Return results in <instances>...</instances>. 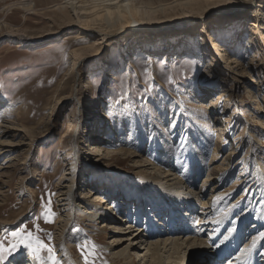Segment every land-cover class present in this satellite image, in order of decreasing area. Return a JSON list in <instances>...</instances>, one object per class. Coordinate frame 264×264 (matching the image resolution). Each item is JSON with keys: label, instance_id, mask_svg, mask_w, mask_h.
<instances>
[{"label": "rangeland", "instance_id": "1", "mask_svg": "<svg viewBox=\"0 0 264 264\" xmlns=\"http://www.w3.org/2000/svg\"><path fill=\"white\" fill-rule=\"evenodd\" d=\"M213 41L224 47V56ZM247 41L254 45L248 47ZM212 99L218 105L204 113L201 107ZM90 113L94 120L90 117L86 129ZM68 135L78 139L81 153L108 137L104 146L113 153L88 176L78 168L72 191L79 197L85 189L104 196L110 200L104 209L116 210L112 200L123 202L129 186L140 201L128 211L141 215L145 202L163 196L161 191L153 195L155 188L202 169L194 186L182 184L183 195L196 205L186 226L207 225L199 241L182 250L183 264L215 254L232 236L239 242L230 247L245 258L237 264L250 253L259 257L264 237L251 252L242 250L264 232V0H0V142L16 144L0 154V241L18 243L10 233L22 228L25 240L31 233L51 247L58 264H85L89 242L95 245L89 264H123L112 251L135 242L128 248L132 261L149 264L138 256L146 252L140 249L144 241L133 238L141 230L148 236L147 220H141V230H126L129 220L122 219L124 214L115 220L113 208L108 212L114 229L102 226L106 218L92 226L75 214L68 237L59 240L57 189L71 160L66 159ZM214 152L221 175L204 182L212 173ZM196 157L200 160L193 166ZM158 162L171 165L172 176L163 178L166 169L158 171ZM103 171L110 176L107 186L97 180ZM203 202L212 218L204 216ZM159 226L154 232L162 234ZM187 236L193 237L184 232L178 243ZM202 243L207 247L201 249ZM231 253L214 264L231 259ZM48 256L43 249L39 259L28 257L21 245L3 264H50Z\"/></svg>", "mask_w": 264, "mask_h": 264}, {"label": "bare ground", "instance_id": "2", "mask_svg": "<svg viewBox=\"0 0 264 264\" xmlns=\"http://www.w3.org/2000/svg\"><path fill=\"white\" fill-rule=\"evenodd\" d=\"M34 1H36V0H34ZM259 6L262 8V6L260 4H259ZM213 42H215L214 47H215V51L218 52L217 54L224 56V54H223L225 52L224 47L218 41H213ZM247 43H248V41H247ZM247 45H248V47H252L254 45V43H253V41H251ZM245 67H247V66L244 65L243 68L246 69ZM220 98L222 99V97H220ZM208 104H209V106H206V104H205V106L201 107V109L203 110L204 113H206L209 109H212L213 107L218 105V103H216V101L213 99ZM93 114L94 113H90L88 115L89 117L84 120V127L86 129H89L91 127L90 125L92 124L91 123L92 120L90 121V117L91 118L94 117ZM97 118H98V124H99V121L102 122V118H100V117H97ZM72 121L73 120L68 122V130L72 127V123H71ZM12 130H14V129H12ZM102 130H104V129H102ZM18 131H20V130H18ZM96 131L99 132L100 128L97 127ZM4 132L7 133V131H4ZM95 134H97V133H95ZM108 134L109 133H107L106 135L105 134H103V135L107 136ZM14 135H16V134H14ZM105 136L102 139H100V138H98L96 140L92 139L95 141V143L90 145L89 152L81 153V149L79 147L80 144H78L79 143L78 139H75L74 137L68 135L70 140H67V147H70V148L68 149V156L66 157V159H71V160H70V162H68L67 167H69V168L65 169L66 172L63 175L60 182L58 183L59 185H58V189H57V197H58L57 200L59 202L58 206L60 208H59V216H58V219L56 222V226L58 228L57 230H58V234H59L58 236H59L60 241H63L65 239V237L67 236V228L71 225V223H73L72 222L73 221L72 215H75V214L78 217H82L85 221H88L92 226H95V225H93V223L96 224V221H99L100 218H106V220H109V222H107V224H104L105 223V220H104V222H101V223H103L102 226L105 225V227L108 226L107 227L108 229H110V228L114 229V226H112V225H114V223H113L114 218H112V216H110V212H108V210L113 208V207H108L105 209L103 207V204L110 201L109 199L107 200L104 196H102L100 194H96V193L93 194L91 191H87L86 189H85V191L83 190L81 192L80 197L75 195L74 193H72V191L75 189V187H77V184H78V181L76 180V171L78 168H82L83 175L88 176L92 172V170L94 169V166L96 163H99V162H102L103 160H106L107 156L110 153H113V151H108L109 150L108 147L104 146L107 143L105 141L108 138V137L106 138ZM74 145H75V149H72V146H74ZM14 146H16V144L6 143L5 141L0 142V154L4 151V147L6 148V147H14ZM122 152H124V151H122ZM72 154H74V155L72 156ZM127 154H131L130 157L133 155L135 156L134 152L127 153ZM217 158H218V153L214 152L212 160L213 161L217 160ZM199 160L200 159L198 157L193 159L191 161L192 165L193 166L198 165ZM215 163H216L215 161H214V163H212V166L214 165L212 170L209 168L212 173L210 175H208V177H204V182H207L208 179H210V177H212L213 175H217V174L221 173L220 172V166H217V165L215 166ZM150 165H153V164L151 163ZM154 165H155V168L158 169V171H161L160 169H164V168L166 169V170H163L161 172L163 174V178L164 177L168 178V176H172L170 174L171 165L162 164L159 162H158V164H154ZM158 165L161 168H158L159 167ZM161 165H163V166H161ZM79 170H81V169H79ZM178 172L179 171L175 172L174 176H175V174H178ZM201 174H202V169L198 168L194 173L191 174V176L187 177L185 175L186 180H185V178H181V179H183V182H181V179L180 180H172L173 182H170L171 180L168 179V182H166V186H164L163 189H156L154 187L155 192L153 195H160V191H161V194L163 196L161 195L162 197H159L157 199L154 197L155 200H152L150 202H145V205H144L145 211L141 215L135 214L133 211H128V206H130V205L134 206L136 204L137 200L140 199V196L139 197L137 196L134 198L135 195H133L132 190L130 189L129 186L126 187L127 188L125 190L126 194L124 193V195H123V198L125 200H128V201L123 200V202H125L123 204V202H117L116 199L112 200L115 204L114 207L115 206L117 207L116 210L113 208V212H112V213H114L116 211L117 217H115V220H118L121 217L118 215H123V214L124 215L122 216V219L126 220V218H127L129 220V223L127 224L128 226H127V228H125L126 230L132 231L135 227H138V226H139L138 230H141V227H142L140 225L141 220H147V224L149 225L148 226V230H149L148 236H145V238H144V236L141 234V232H143L144 230H141V232H139L138 234H136L133 237V238L139 240V242L144 241L145 248L143 247L140 249H142L141 251H144V249H146V252L143 255L142 254L140 255L138 253V256H142L140 258V261L143 262V259H146V257H147L149 260V264H165L163 262V259H165L167 261H170L172 259V261H170L167 264H183L184 260L182 261V259H184L185 257L182 258V256H180V254L182 253V250L186 249L188 246H190L195 241H199V237L202 236L201 235L202 234L201 233L202 228L207 227V225H202L204 222H201V224L198 227L195 225V227L193 229L190 226H186V221L189 223V220H190L189 218H187V217H190V214H188V212L193 210L196 207V205L194 206V204L192 203V201H194V200H192V196H190L188 194L183 195L184 192H183V187H182L183 185L182 184L187 183L188 185H190L188 187L194 186L195 179L197 180V178ZM96 176H97V180L99 181V183L102 184V186L103 185L107 186V184L109 182L107 181L108 179L106 180V178H109L110 176L107 175L106 172L103 171V173L102 172L97 173ZM110 182H112V181H110ZM112 184H113V182H112ZM121 184H123V186H124V182H121ZM160 186H161V184H160ZM110 188H112V185ZM140 189L144 192L142 197L146 198L148 196L147 192L145 190H143L142 187H140ZM213 189L216 190V188L213 187L211 193L213 191L215 192V190H213ZM201 193L200 194L198 193V195L193 196V199L195 198V201H196V199L199 200ZM164 195H166V197ZM94 196H95V198L92 200V197H94ZM107 198H108V196H107ZM172 205H174V207ZM207 205H208V202H203L201 209L205 210L204 213L206 215H204V216L212 218L213 213L210 212V210L208 209L210 207H208ZM123 207H124V210H123ZM193 212L191 213V215L193 214ZM164 213L166 214L165 219H164V215H163ZM178 213L180 215H177ZM200 214H202V213H200ZM202 216L203 215H201L198 220H201ZM96 217L98 219H96ZM135 222H137V224L138 223L139 224L138 225L135 224V226H133V223H135ZM223 223L224 222L221 223L222 226L219 227L220 229L224 226ZM158 225H160L158 229H160L164 226L165 231H163L162 234L154 232L155 230H157L156 226H158ZM166 225L167 226L169 225L171 227L169 231L167 230V228L165 229ZM220 229H219V231H220ZM187 231L192 233L193 237L190 238L187 236L185 243L184 242L182 243V244H185L186 246L183 247L182 244L178 243L182 239L179 236L182 235L184 232H187ZM117 232H119V231H117ZM169 233H173L174 235H177L178 237L172 239L169 237ZM167 235H168V237H167ZM211 236H213V234ZM129 239H130V237L126 238L127 241ZM195 239H197V240H195ZM191 240H192V243H190ZM236 242H239V240H236V236H232L226 243H225V241H223L222 246H217L215 248V250H213L216 252L215 254H214V252L212 254L211 253L200 254L197 262H192V264H214L215 261L223 259L222 257H225L224 254L227 255L228 253H231V252H232L230 254L231 259L227 258V260L225 259L221 264H237L238 263V261H236L237 259L241 260V259H245V258H240L239 257L240 253L238 256L235 255L236 253L232 250L231 247L235 246ZM134 243L135 242L131 243V245L129 247L127 246L126 248H123L121 250H117V251L113 250L112 251L113 253L111 254L112 257L114 259L121 260L123 262V264H134V262L132 261V258L134 259V255L132 257V255L130 256L128 254V250H129L128 248H131L132 244H134ZM201 245H203V247L201 248V249H203L206 245H208V243H202ZM71 247H73V246L70 244V246H68L67 249L69 250V248H71ZM248 247H250V246H248ZM181 248H183V249H181ZM199 252L202 253V250ZM135 253H137V252H135ZM164 254H168V255L164 258V256H163ZM214 255H216V256H214ZM257 263L258 264H264V256L260 255L258 257L254 253H252V254L250 253L249 256L246 258V261L244 262V264H257Z\"/></svg>", "mask_w": 264, "mask_h": 264}, {"label": "snow or ice", "instance_id": "3", "mask_svg": "<svg viewBox=\"0 0 264 264\" xmlns=\"http://www.w3.org/2000/svg\"><path fill=\"white\" fill-rule=\"evenodd\" d=\"M145 74L149 73V68L145 67L143 69ZM169 82H171V78L169 77ZM50 201H49V205H50ZM50 210V209H49ZM43 215V213H42ZM52 215L54 216L55 214L52 213ZM46 222H51L49 220H47L46 218ZM25 230L20 228L17 229L16 231H12L10 233V235L14 238H16L18 240V243H10L9 245H5L3 241H0V264H3V261H5L8 258V255H11L13 253L16 252V250L22 245L25 251V254L28 257H34L35 259H39V253L41 250L46 249L49 256V261L50 264H58V262L55 259V254L53 252V249L51 247H48L47 245H45L42 241H40L39 239L36 238H31V233H28L29 239L25 240V238L21 235V233H23ZM231 231V230H230ZM261 237H264V232H261L259 234V236H257L256 238L253 239L252 241V245L249 248H245L242 250V254H246L248 252H251L252 248H255L256 246V241L258 239H260ZM89 244L91 245V247L88 249V253L87 255H84V261L85 264H89V257L94 255V250H95V245L91 244V242H89ZM78 248H86L88 247L87 245H77ZM83 254V253H82ZM262 256H264V252L260 253ZM92 264H94V261L92 262Z\"/></svg>", "mask_w": 264, "mask_h": 264}]
</instances>
